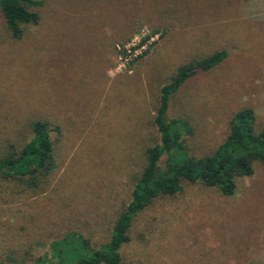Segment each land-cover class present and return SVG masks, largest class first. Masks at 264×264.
<instances>
[{"label":"rangeland","instance_id":"obj_1","mask_svg":"<svg viewBox=\"0 0 264 264\" xmlns=\"http://www.w3.org/2000/svg\"><path fill=\"white\" fill-rule=\"evenodd\" d=\"M41 22L21 39L0 15V155L46 120L57 170L37 194L0 181V261L33 264L75 233L97 248L111 238L159 143V92L176 69L220 50L170 98L188 123V153L210 154L243 108L264 128V0H41ZM158 35L141 54L117 47ZM141 54V55H140ZM121 264H264V167L232 197L200 184L155 200L133 221Z\"/></svg>","mask_w":264,"mask_h":264},{"label":"trees","instance_id":"obj_2","mask_svg":"<svg viewBox=\"0 0 264 264\" xmlns=\"http://www.w3.org/2000/svg\"><path fill=\"white\" fill-rule=\"evenodd\" d=\"M41 0H0V15L12 38L19 40L29 27L41 22ZM220 50L207 57L179 66L162 85L153 124L159 143L145 151V165L137 178L126 208L119 214L109 242L93 247L89 240L70 233L50 245V251L33 264H121V248L130 241L129 230L135 218L155 200L174 196L183 184L210 187L222 196L232 197L239 180L254 173L256 163L264 167V128H256L253 109L237 111L229 123L225 140L210 154L195 156L186 147L188 123L181 118L168 119L169 101L198 71H209L227 58ZM31 139L19 150L14 146L0 155V181L19 193L42 192L49 177L57 170L52 132L59 128L46 120L31 124ZM0 264H26L10 261Z\"/></svg>","mask_w":264,"mask_h":264},{"label":"built area","instance_id":"obj_3","mask_svg":"<svg viewBox=\"0 0 264 264\" xmlns=\"http://www.w3.org/2000/svg\"><path fill=\"white\" fill-rule=\"evenodd\" d=\"M157 37L158 35H151L149 33L148 37H136L135 43H131L130 45L128 43L124 47H117L118 48L117 50L120 55V59L121 60L125 59V62H127L128 61L127 57L129 58L131 57V60H133L134 54L137 51H140V53L142 54L146 50L148 45L154 42Z\"/></svg>","mask_w":264,"mask_h":264}]
</instances>
